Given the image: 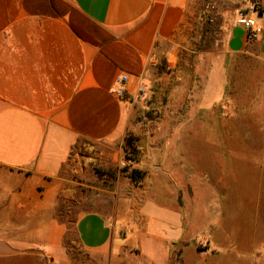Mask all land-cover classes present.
Here are the masks:
<instances>
[{"label": "crops", "instance_id": "1", "mask_svg": "<svg viewBox=\"0 0 264 264\" xmlns=\"http://www.w3.org/2000/svg\"><path fill=\"white\" fill-rule=\"evenodd\" d=\"M193 8V0H0V264L67 261L68 225L56 213L59 201L75 191L64 176L69 155L80 141L123 138L133 103L111 91L116 78L126 75L123 87L134 95ZM260 12L259 38L247 42L235 19L228 52L256 50L264 57V6ZM214 84L213 96L223 86L219 77ZM167 161L165 170L149 171L138 189L155 207L150 235L156 249L165 246L164 264H239L230 226L219 242L222 227L213 208L189 197L207 172L203 160L187 152ZM136 192L131 190L133 205L142 208ZM133 209L81 213L76 238L91 254L107 255L110 262L121 252V264H130L131 237L126 232L118 239L107 218L129 224L137 221ZM85 220L93 225L87 228Z\"/></svg>", "mask_w": 264, "mask_h": 264}, {"label": "rangeland", "instance_id": "2", "mask_svg": "<svg viewBox=\"0 0 264 264\" xmlns=\"http://www.w3.org/2000/svg\"><path fill=\"white\" fill-rule=\"evenodd\" d=\"M250 3L264 6V0H193L188 22L151 62L144 95L132 101L123 138L80 141L73 147L64 176L75 191L59 201L56 213L68 225L67 261L55 264H121V252L109 262L107 255L83 248L74 222L83 212L107 215L133 208L137 221L117 223L108 217L109 227L116 226L120 240L121 233L131 237L135 249L128 255L130 264H164L165 246L156 249L150 235L155 207L141 189L149 171L165 170L167 160L176 162L187 152L203 160L207 171L189 197L202 208H213L222 227L219 242L224 243L230 226L239 264H264V57L256 50L227 51L229 28ZM215 77L223 86L213 96ZM133 168L143 171L140 179H131ZM132 189L141 197L142 208L133 205ZM89 221L83 222L87 228L93 225ZM93 223L101 226L95 219ZM103 231L97 230V238Z\"/></svg>", "mask_w": 264, "mask_h": 264}, {"label": "built area", "instance_id": "3", "mask_svg": "<svg viewBox=\"0 0 264 264\" xmlns=\"http://www.w3.org/2000/svg\"><path fill=\"white\" fill-rule=\"evenodd\" d=\"M262 11L254 4H248L244 9L239 10L236 18V23L241 25L244 29V39L247 42H251L259 38L262 33L263 27L257 21L258 13ZM127 78L126 75H119L116 80V86L111 89L119 98H125L132 101H139L144 95V89L142 85L138 88L137 92L133 95H127L123 87V82Z\"/></svg>", "mask_w": 264, "mask_h": 264}, {"label": "trees", "instance_id": "4", "mask_svg": "<svg viewBox=\"0 0 264 264\" xmlns=\"http://www.w3.org/2000/svg\"><path fill=\"white\" fill-rule=\"evenodd\" d=\"M143 174H144L143 171H139L138 169L133 168L131 172V179L138 180L143 176Z\"/></svg>", "mask_w": 264, "mask_h": 264}, {"label": "water", "instance_id": "5", "mask_svg": "<svg viewBox=\"0 0 264 264\" xmlns=\"http://www.w3.org/2000/svg\"><path fill=\"white\" fill-rule=\"evenodd\" d=\"M261 15H262V12H259V13H258V16L260 17Z\"/></svg>", "mask_w": 264, "mask_h": 264}]
</instances>
